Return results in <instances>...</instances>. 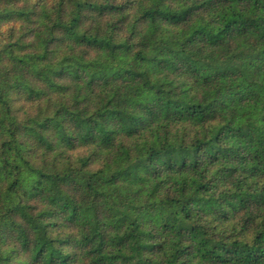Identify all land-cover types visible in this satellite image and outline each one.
I'll list each match as a JSON object with an SVG mask.
<instances>
[{
  "label": "trees",
  "instance_id": "obj_1",
  "mask_svg": "<svg viewBox=\"0 0 264 264\" xmlns=\"http://www.w3.org/2000/svg\"><path fill=\"white\" fill-rule=\"evenodd\" d=\"M0 264H264V0H0Z\"/></svg>",
  "mask_w": 264,
  "mask_h": 264
}]
</instances>
